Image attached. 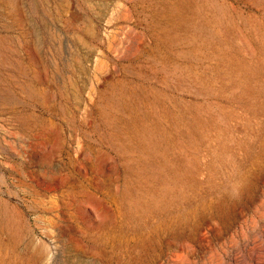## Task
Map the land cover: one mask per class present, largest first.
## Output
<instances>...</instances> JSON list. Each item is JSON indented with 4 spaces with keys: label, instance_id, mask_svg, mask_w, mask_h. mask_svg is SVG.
Wrapping results in <instances>:
<instances>
[{
    "label": "rangeland",
    "instance_id": "obj_1",
    "mask_svg": "<svg viewBox=\"0 0 264 264\" xmlns=\"http://www.w3.org/2000/svg\"><path fill=\"white\" fill-rule=\"evenodd\" d=\"M0 226V264H264V0H0Z\"/></svg>",
    "mask_w": 264,
    "mask_h": 264
},
{
    "label": "bare ground",
    "instance_id": "obj_2",
    "mask_svg": "<svg viewBox=\"0 0 264 264\" xmlns=\"http://www.w3.org/2000/svg\"><path fill=\"white\" fill-rule=\"evenodd\" d=\"M6 60V59H5ZM137 121V120H136ZM141 125V124H140ZM141 127V126H140ZM146 129V128H145ZM119 206V205H118ZM219 207V206H218ZM121 209H123V208H121ZM219 209H221V208H219ZM120 210V209H119ZM123 211V210H122ZM1 227V226H0ZM0 259H1V255H0Z\"/></svg>",
    "mask_w": 264,
    "mask_h": 264
}]
</instances>
